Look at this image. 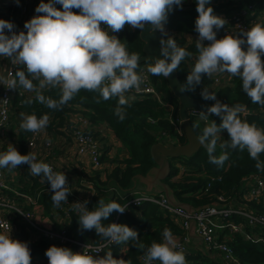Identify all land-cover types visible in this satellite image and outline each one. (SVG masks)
Segmentation results:
<instances>
[{
  "label": "clouds",
  "instance_id": "clouds-1",
  "mask_svg": "<svg viewBox=\"0 0 264 264\" xmlns=\"http://www.w3.org/2000/svg\"><path fill=\"white\" fill-rule=\"evenodd\" d=\"M16 2L19 4V0ZM57 3L62 5V11L54 6ZM182 6L183 0H48V3L41 0L35 11L43 15L33 16L25 22L26 33L20 31L17 34L12 22L0 19V57L26 68V72L16 71L13 78H0V84L8 89L19 86L35 93V100L52 110H61L82 89L98 92L97 103L101 99L117 100L113 112L123 122L127 108L131 106L126 93L132 89L138 91L143 83V77L137 72L140 57L136 53L130 54L126 44L116 36H110L101 24L112 32H120L126 25L147 31L149 36L159 32L163 58L148 57L145 62L149 73L169 78L181 62L191 56L165 30L168 14L174 7ZM196 11L194 30L198 33V56L186 81L178 85L179 92H194L204 76L210 78L214 73L226 72L240 78L242 90L253 104L264 106V25L257 23L250 29H241L239 35L226 34L218 39L217 33L227 24L226 19L214 14L211 0H196ZM34 81L38 83L34 84ZM46 88H58L59 98L45 96L43 90ZM200 95L205 101H214L210 106H202L200 118L207 122L209 116L215 115L221 120L219 125L214 120L206 124L197 137L199 144L207 150L209 163L223 166L229 158L227 151L219 156L214 154L219 134L226 131L228 139L221 148L246 149L256 160V168L264 170V161L259 159L264 153V129L240 118L243 105L222 103L207 88H202ZM23 103L30 105L33 100L28 98ZM20 117V128L33 133L43 131L49 123L47 114L38 118L34 113L26 115L22 112ZM25 164L31 175L41 177L42 182L50 185L55 207L67 203L71 192L63 172H54L49 164L37 162L34 153L21 155L11 143L7 151L0 153V168L15 169ZM88 203L84 200L71 204L78 214L79 230L95 229L97 236L117 245L131 241L142 251L144 264H153V261L186 264L184 254L176 250L178 244L169 228H164L162 242L153 241L150 246H145L140 242L138 232L126 224L102 223L114 211L123 214L127 205L122 206L116 201L106 204L100 199L98 206L90 210ZM10 232V226L0 232V264H31L28 244L11 238ZM45 255L49 264H130L123 258H114L111 251L100 257L55 245L50 246Z\"/></svg>",
  "mask_w": 264,
  "mask_h": 264
},
{
  "label": "trees",
  "instance_id": "trees-1",
  "mask_svg": "<svg viewBox=\"0 0 264 264\" xmlns=\"http://www.w3.org/2000/svg\"><path fill=\"white\" fill-rule=\"evenodd\" d=\"M16 1V0H15ZM249 0H211V7L214 9V14L221 16L227 15L235 8L243 7L248 3ZM41 0H19V4L11 9L5 10L0 13V19L12 22L15 25L14 31L17 34L22 31L26 21H29L33 16L43 15V13H36L35 9ZM48 3V0H44ZM58 4V3H57ZM264 7V0H257L256 10L260 11ZM25 8V12L22 10ZM58 9V6H56ZM180 8V7H176ZM59 10H63L59 7ZM74 12L78 13V9H73ZM198 17L196 11V0H183V6L178 11H171L168 14L167 23L165 26L168 28L170 33L175 37L178 46L186 49L191 56L186 57L180 64L177 71L178 79L181 83L186 81L188 72L191 71L192 67L196 62L198 52L196 49V37L198 33L195 29V21ZM222 29L217 33V38H220ZM6 34H9L5 30ZM118 39L125 43L128 52L136 53L139 57L143 55L142 48L143 42L139 38V30L132 29L129 26H125L124 29L118 32L116 36ZM194 38V40H187V38ZM207 44L208 42L205 41ZM264 60V57H262ZM1 61V60H0ZM6 63V61H1ZM147 63H139L137 72L139 69L147 67ZM3 72V71H2ZM150 84L156 90L161 92L162 98L166 103L173 106L172 116L170 118L168 111L159 103L148 98H140L132 93H126L129 97L130 107L127 108V115L123 122L119 121L114 115V108L116 107L117 100L115 98L107 101L100 100L97 103L99 97L98 92L81 90L74 96L61 110H52L47 108L45 105L35 100V93L27 92L21 87H17L18 90L23 91L22 95L18 93L13 97L12 100V111L9 121V133L13 127L11 134V143L21 155L29 153L26 147V143L31 135V132L24 131L20 128L21 117L20 113L26 115L35 114L38 118L44 114L49 116L48 126L44 131L49 135H54L55 138H65V142H71L73 145L72 134L78 126V120L74 121L70 116L78 114L81 120L89 122L91 128L98 123H104L113 132L115 137L125 146L129 156L127 159L121 160L116 164L110 173L106 176V182H99L92 173L84 174L80 182L71 183V195L67 197V203H62L60 207L53 205L50 191V185L47 182H38V177L30 174L28 165H21L22 177L26 180L33 181V185L26 187L25 182L21 179L18 181L19 187L10 184L12 188L16 189L19 195H24L36 200L43 208L45 216L50 217L54 212L64 214L67 218V224L58 225L54 224L53 230L56 232H64L66 237L76 241L84 243L98 244L105 239L97 236L95 229L93 230H79L78 214L73 210V196L77 195V192L85 191L82 182L91 183L93 187H96V192L99 190L98 195L91 198L90 204L87 207L91 210L96 207L99 199L106 198V204L112 201H116L121 205L125 204L127 200L134 197H139L143 188L142 184L139 183V178H145L153 169L157 168V164L152 159L150 149L154 144L160 142L164 138L162 136H168L174 138L179 145L186 143V139L183 134L179 135L177 127L174 126L170 121L174 123L178 119V103L176 98L170 93L167 87L166 79L163 76H154L149 73ZM30 78V77H29ZM38 83L34 81V84ZM209 81L204 76L202 78L201 85L196 87L194 92H187L190 97L195 98L203 102L204 105H211L214 101H205L202 99L200 93L202 88H207ZM217 95L222 103H227L229 106L235 104H241L244 106L243 111L240 113V118L250 124H255L257 128L264 129V106L253 104L251 100L242 90V81L239 77H234L228 87L223 89L210 90ZM43 94L45 96L52 97L53 99L59 98V89H44ZM32 98V104H24L23 101ZM214 120L217 125L221 123L220 117L212 115L209 116V123ZM192 121L193 129L199 136L200 133L195 125L194 120ZM91 133L97 139L99 137L95 134L93 129ZM41 136L42 131H41ZM63 136V137H62ZM162 138V139H161ZM228 139L227 132H222L221 137L217 141L215 155L219 156L224 151L228 152V159L224 162L223 166L209 163L208 154L206 148H200L196 153L190 157L175 158L169 162L168 173L161 181L165 187L171 191V197L174 202L190 206L191 208H198L209 205L212 199L217 194H223L230 199H233L234 204L247 210L248 212H255L264 214V203L245 202L244 196L246 189L244 188V180L251 175L264 176V170H258L256 168V160H253L247 150L239 149H222L221 144ZM44 138L41 139L43 141ZM220 141V142H219ZM7 145V144H6ZM4 145V146H6ZM38 152V151H37ZM259 159L264 161V153L259 155ZM104 159L101 158V162ZM37 162H40L38 159ZM55 166V161H52ZM185 168V171L181 174L180 168L175 167L173 164L177 163ZM57 167V166H56ZM5 171V168H4ZM180 171V172H179ZM29 172V174L27 173ZM179 178L174 182L171 179L175 176ZM24 175V176H23ZM99 176V175H98ZM41 179V177H39ZM208 187V191L205 190ZM76 190V194H75ZM246 191V192H245ZM199 198L196 195L201 194ZM1 194L8 196L11 200L23 211L24 213L32 212V206L22 200L14 194L6 191H0ZM157 195V194H155ZM211 196V197H210ZM86 197L78 196L77 200H85ZM116 215V212L110 214V216L103 220L104 225L111 224ZM14 226L16 227L15 237L13 239L26 242L30 248L31 264H37V258L40 259L42 264H49L48 258L45 255L46 250L50 246L67 247L68 245H61L56 242L45 240L38 234H34L33 229L21 219L18 213H14L12 216ZM233 220L238 222L236 217ZM118 224H126L130 228L138 232L140 242L145 246H150L153 241L162 242V232L164 228H169L174 238L183 236L184 231L173 221L170 220L169 216L157 205L144 202L137 208L129 209L126 214L120 217ZM247 232H251L252 235L257 234L259 237H264V233L258 227H249L247 225ZM31 234L35 235L33 237ZM226 236L225 239H221V242L229 247L235 257L243 264H264V245L262 242H251L243 239L241 234L229 233L228 231L222 233ZM256 236V237H258ZM256 237H254L256 239ZM191 256L186 254L185 258L191 261L193 264H222L217 258L211 259L199 250H192ZM111 252L114 258H121L130 262V264H141L139 257L143 256V253L138 248L134 247L129 243H121L115 245ZM190 252V251H189ZM159 264V262H158Z\"/></svg>",
  "mask_w": 264,
  "mask_h": 264
},
{
  "label": "built area",
  "instance_id": "built-area-1",
  "mask_svg": "<svg viewBox=\"0 0 264 264\" xmlns=\"http://www.w3.org/2000/svg\"><path fill=\"white\" fill-rule=\"evenodd\" d=\"M15 0H0V13H3L7 9H11L15 6ZM56 7V4L54 5ZM257 0H249L247 4L243 7L235 8L233 11L229 12L227 15H221L224 19H226L227 24L224 28H222V32L220 34V38L229 35H239V31L241 29L247 30L250 29L254 24L264 25V19L260 22L259 15L262 14L264 17V7L260 9V11L256 10ZM25 12V8L22 10V13ZM261 17V18H262ZM102 29L108 31L110 36H117L118 32H112L110 29H107V26L103 23L101 24ZM165 30L169 35L173 36L168 28L165 26ZM22 31L25 33L27 29L22 27ZM174 37V36H173ZM175 38V37H174ZM198 38V37H197ZM244 50H246L247 46H242ZM1 61H6V63H2L0 61V70L4 73L3 80H7L14 77V74L18 70H23L26 72V68L23 65L16 64L14 65L9 58L0 57ZM148 67V66H147ZM147 67L139 69L138 74L143 77V83L140 85L139 90L132 89L129 93L134 94L140 98H148L156 101L161 104L169 113L171 118L173 106L169 103H166L163 98L161 92L156 90L150 84V76L147 71ZM209 81L208 89H223L228 87L231 83L233 76L228 73H214L210 78L206 76ZM18 93V95H22L23 91L18 89H8L6 85H0V153L7 151V143L5 142L6 138H8V130H9V121L10 115L12 111V100L13 97ZM178 117V116H177ZM188 117L190 120H194L200 118L199 111H189ZM209 120V117H208ZM207 120L208 124L209 121ZM202 122H206L201 119ZM174 126L177 127V132L179 135L183 134L181 130V122L179 118L175 121H170ZM78 126L72 134L73 138V147L77 155L86 156L89 158L91 162L92 168H99L102 164L101 162V143L100 140L95 138L94 134L91 133V125L89 122L78 120ZM94 135V136H93ZM163 140H160L161 143H165L174 138H169L168 136H162ZM41 136V132L33 133L26 143L27 150L31 153H34L39 159L40 162H44L49 164L54 172H58V168L52 162V157L54 156L53 149L54 143L43 140ZM162 139V138H161ZM8 141V139H7ZM1 144L6 145L4 149L1 148ZM38 151V152H37ZM180 168L181 174L185 171V168L177 164ZM68 188L71 191V185L68 181ZM83 187L89 191L88 197L92 195V191L94 187L90 183L82 182ZM208 187L205 192L208 191ZM244 188L246 189V194L244 196L245 202H254V203H264V176L260 175H251L244 180ZM6 191L14 196L25 200L32 206V212L24 213L21 209L6 195L0 193V232L6 231L9 226L11 227V238H13V230L15 231V226L13 223V214L18 213L21 216V219L25 221L32 229L34 234H38L43 237L45 240H49L51 242H56L61 245L70 246L71 250L76 253H82L83 251L92 256H104L107 251H111L112 248L116 245L114 243H110L108 240L101 241L98 244L94 243H84L80 241L73 240L71 238L66 237V234L62 232H56L53 228L44 227L39 225L35 221V207L38 206L36 200L26 197L24 195H19L16 189L12 188V186L5 180V171L4 168H0V191ZM85 192H82V196ZM71 195V194H70ZM201 194L196 195V198H199ZM78 198V195H76ZM211 197V196H210ZM87 198V197H86ZM83 202V200H77ZM76 201V202H77ZM144 202H150L158 207H160L166 214L169 216L170 220L173 221L174 224L178 225L183 231L184 235L176 237V241L178 244L177 251H181L184 256L188 254L189 247L193 244L194 241H198V245L203 244V247H197L199 251L205 256L211 258L212 256L217 257L222 264H243L241 263L233 254L232 250L224 245L221 242V239H225L226 236L222 235V233L228 231L229 233L241 234L244 240L251 242H262L264 245V237H259L257 234L252 235L251 232H247V225L249 227H258L264 233V214L248 212L247 210L239 207V205L234 204L233 199L224 196L223 194L215 195V198L212 199V202L209 205L191 208V210L187 211L181 207L176 206L175 204H171L167 201L165 195H150L143 194L139 197H135L123 204L122 206L127 205L126 211L123 214L116 212V215L113 219L112 223H117L121 216L126 214L129 209L137 208L142 205ZM233 217L238 219V222L233 220ZM193 226V235L196 239H191L189 237V231ZM258 236V237H256ZM256 237V239L254 238ZM195 243V242H194ZM87 246V247H86ZM123 256L121 253L120 258ZM212 259V258H211ZM40 261V259H36ZM186 264H191L189 260L185 258ZM139 262L144 264L143 256L139 257ZM159 261H153V264H158ZM193 264V263H192Z\"/></svg>",
  "mask_w": 264,
  "mask_h": 264
},
{
  "label": "crops",
  "instance_id": "crops-1",
  "mask_svg": "<svg viewBox=\"0 0 264 264\" xmlns=\"http://www.w3.org/2000/svg\"><path fill=\"white\" fill-rule=\"evenodd\" d=\"M56 6L62 7L60 4H56ZM187 40H194V38H188L186 37ZM197 39V37L195 38ZM3 78H4V73H3ZM72 120L77 121L80 119L78 114H73L70 116ZM195 122V121H194ZM211 123V122H210ZM209 123V124H210ZM203 126L205 127L208 122H202ZM10 128V126H9ZM93 131L95 134L99 137L100 143H101V158L104 159L101 166L99 168H92L91 162L88 157L86 156H81L77 155L75 152V149L72 145L71 142L67 143L65 142V138L57 137L55 138L54 135L47 134L44 130L42 131L43 138L45 140H48L52 143H54V149H53V154L54 156L52 157V160L55 161L56 166L58 168V172H63L66 176V178H70L71 183H76L80 182L81 179L83 178L82 176L84 174H89L92 173L93 177L94 174H96V178L99 182H106L107 181V175L110 173V171L113 169V167L118 164L121 160L127 159L129 156V153L125 146L115 137L113 132L106 126L104 123H98L95 126H93ZM197 129L200 133L203 132V129H199L197 126ZM13 127L11 129V132L9 133L8 130V138H6L5 142L7 143V147L9 144V140H11V134ZM63 137V136H62ZM8 139V141H7ZM65 139V140H64ZM161 142H164L161 141ZM159 142V143H161ZM163 144V143H161ZM164 144H173V145H179L178 142L174 139H171L168 141H165ZM4 144H1V148L4 149ZM5 147V148H7ZM178 162L173 164L175 167H177ZM156 168L154 171H152L149 176L145 177L142 179L139 178L138 181L140 184H142L143 188L141 190V194H150L154 195L159 192L165 191V192H171L165 185L161 182L163 178L167 175V173L164 171L163 173L160 174H155ZM29 174V172H27ZM99 175V176H98ZM24 176V175H23ZM22 177V168L18 167L15 169H9L5 168V180L9 184H13L14 186H17L18 181ZM38 176H36L37 178ZM174 178V179H173ZM171 179L172 182L176 180V176ZM142 179V181L140 180ZM145 180H147L146 183H143ZM22 181L25 182L24 184L26 187H29L33 185V181L26 180L25 178L22 177ZM38 182L41 183V179L38 177ZM86 189V188H85ZM85 193L83 194L85 200H87L90 204L91 198L98 195L99 190L96 192V187H94L92 191V195L88 197L89 191L87 189L84 191ZM76 194V190H75ZM78 196H82V192H77ZM135 198V197H134ZM73 203L77 201V197L74 195L73 196ZM133 198H130L131 200ZM80 200V199H79ZM100 200V199H99ZM98 200V201H99ZM104 202H106L107 199H103ZM127 200V201H129ZM126 201V202H127ZM38 203V202H37ZM35 221L44 227H50L53 228L54 224L58 225H65L67 224V218L65 217L64 214L60 213H53L51 214L50 217H47L43 213V208L42 206L38 203V206L35 207ZM14 233H16L13 230ZM193 245V244H192ZM191 245V246H192ZM191 246L189 248H191ZM193 250H199L197 247L194 248ZM201 251V250H200ZM211 258L217 260L216 257L212 256ZM42 262V261H41ZM40 261H37V264H42ZM192 264V262L190 261Z\"/></svg>",
  "mask_w": 264,
  "mask_h": 264
},
{
  "label": "water",
  "instance_id": "water-1",
  "mask_svg": "<svg viewBox=\"0 0 264 264\" xmlns=\"http://www.w3.org/2000/svg\"><path fill=\"white\" fill-rule=\"evenodd\" d=\"M180 8L174 7L173 11H178ZM161 34L156 32L154 36H149L147 31L141 32L139 30V38L143 42L142 53L143 55L140 57L139 63H146V58L148 57H160L163 58L160 54V45H159V38ZM166 79V84L170 93L176 98L178 103V118L181 122V130L186 139V143L183 145H173V144H161L157 143L154 144L150 149V154L152 159L157 164L156 173L160 174L164 171L168 173L169 162L175 158L180 157H190L194 153H196L200 148H205L199 144L195 130L193 129L192 121L188 117L189 111H201L202 106L204 105L198 99L192 98L189 94L181 93L178 90V85L182 84L178 79L177 71L175 70L169 78ZM154 171V169L152 170ZM151 171V172H152ZM150 172V173H151ZM149 173V174H150ZM149 174L147 176H149ZM146 176V177H147ZM143 179V178H142ZM142 179H140L142 181ZM145 180L143 183H146ZM164 194L167 201L171 204H175L178 207H181L187 211L191 210L190 206L179 204L173 201L171 197V192H159L158 194ZM155 195V194H154ZM189 237L191 239H196L193 235V226L189 231Z\"/></svg>",
  "mask_w": 264,
  "mask_h": 264
},
{
  "label": "rangeland",
  "instance_id": "rangeland-1",
  "mask_svg": "<svg viewBox=\"0 0 264 264\" xmlns=\"http://www.w3.org/2000/svg\"><path fill=\"white\" fill-rule=\"evenodd\" d=\"M262 14L261 15H259V18H260V22L264 19V17H262ZM0 78H2L3 79V72L0 70ZM1 85V84H0ZM195 125L196 126H198L199 127V129H203L204 128V126H203V124H202V121H201V119H199V118H197V119H195ZM221 137V133L219 134V138ZM9 142H10V140H9ZM220 142V141H219ZM180 172V171H179ZM179 173H178V176H176V179H178L179 178ZM174 179V178H173ZM17 186L19 187V183H17ZM20 188V187H19ZM103 199H106V198H104L103 197ZM102 199V200H103ZM106 203V202H105ZM15 232H16V227H15ZM33 237H36L35 235H33V234H31ZM242 236V235H241ZM13 237H15V233H13ZM244 239V238H243ZM195 242V243H194ZM193 242V245L191 246V248H189V251L190 252H188V255L189 256H191V252H193L192 250L194 249V248H196V247H203V244H201V245H198L197 243H198V241L196 240V241H194Z\"/></svg>",
  "mask_w": 264,
  "mask_h": 264
}]
</instances>
